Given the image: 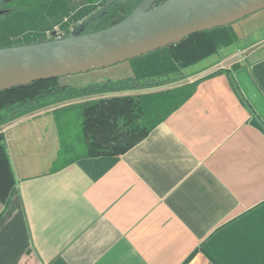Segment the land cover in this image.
Masks as SVG:
<instances>
[{
    "label": "crops",
    "instance_id": "0c3cea01",
    "mask_svg": "<svg viewBox=\"0 0 264 264\" xmlns=\"http://www.w3.org/2000/svg\"><path fill=\"white\" fill-rule=\"evenodd\" d=\"M262 41L171 84L1 125L14 188L0 264H264ZM122 96L150 128L119 155H87L79 104L100 98L120 119Z\"/></svg>",
    "mask_w": 264,
    "mask_h": 264
},
{
    "label": "trees",
    "instance_id": "16d2710c",
    "mask_svg": "<svg viewBox=\"0 0 264 264\" xmlns=\"http://www.w3.org/2000/svg\"><path fill=\"white\" fill-rule=\"evenodd\" d=\"M25 0H0V48L22 44H31L54 39L46 38L44 31L69 15L53 7L45 18L40 21L45 25L41 31L25 36L21 41L12 40L16 34L12 23L14 14L22 11L16 3ZM52 0H45V2ZM98 1V0H97ZM139 0H108L101 4L99 9L110 3L103 12L87 20L98 9L91 5H85L74 11L69 16L64 28L71 23H78L72 29L64 31L63 35L71 34L73 29L86 21L83 33L98 31L120 21L134 8ZM163 0H157L159 4ZM65 5H62V8ZM23 11L25 8L23 7ZM45 20V21H46ZM41 22V23H42ZM63 22V21H62ZM237 32L230 25L218 26L209 30L197 31L187 35L177 43L139 56V60L133 64L134 73L131 76L119 79H108L100 84H92L82 88H74L59 82V77L41 79L26 85H18L0 91V126L14 120L24 114L38 109L69 102L72 99L93 94H105L121 92L140 88L155 87L168 84V82L181 79L183 75L170 73L179 71L187 66L193 65L208 56L216 53L220 48L228 46L237 40ZM163 52V53H161ZM110 100V99H108ZM121 101L123 112L122 118H116L110 114L108 107L102 106V99L96 98L83 101L79 104L81 115V131L89 156L119 155L129 146L133 145L137 138L146 133L151 124H146L142 115L133 108L134 99L129 96L114 98ZM118 106V104H116ZM14 188V175L9 161L6 144L0 135V200L6 203Z\"/></svg>",
    "mask_w": 264,
    "mask_h": 264
},
{
    "label": "water",
    "instance_id": "95a60500",
    "mask_svg": "<svg viewBox=\"0 0 264 264\" xmlns=\"http://www.w3.org/2000/svg\"><path fill=\"white\" fill-rule=\"evenodd\" d=\"M139 0L120 21L83 33L0 48V91L35 80L100 69L182 40L197 31L229 25L264 8V0ZM110 3L98 9L87 22ZM53 34V32H52Z\"/></svg>",
    "mask_w": 264,
    "mask_h": 264
},
{
    "label": "rangeland",
    "instance_id": "374dc122",
    "mask_svg": "<svg viewBox=\"0 0 264 264\" xmlns=\"http://www.w3.org/2000/svg\"><path fill=\"white\" fill-rule=\"evenodd\" d=\"M107 1L108 0H98V1L97 0H52V2H48V1L45 2V0H25L18 2L16 3V5L20 6L22 11L13 15L11 25H13L16 34L12 37V40L18 39L22 41L26 35L28 37L29 35H32L37 31H41L42 27L45 25L44 22L47 23L49 22L46 19H45L46 21L44 20V22L40 21L41 18L44 19L45 15H47L48 12L50 11V9H47L48 7L53 8L55 6L60 11L62 10L63 12L68 11L69 14L62 19L63 22L62 21L57 22L51 26V29L44 31V35L46 38L49 37L57 38V36L59 35L62 36L64 31H66L69 28L72 29L74 26L78 24V23L76 24L71 23L67 27V29L64 28V23L68 21L69 16L72 15L74 11L78 10L80 7H84L85 5H91V7L93 6L95 9H99L101 4ZM63 4L65 5V7L62 8ZM23 7L25 8V11H23ZM229 25L233 30H235V32H237L238 35L237 40L229 44L228 46L220 48L216 53L213 54V56L211 57L212 59L219 55H223L225 53L233 52L234 54L236 53L237 48L238 49L246 48V51L247 49L249 51L250 44L258 39L263 40L262 42H260L261 44L264 43V39H263L264 38V8L256 12H253L249 15H246L242 19H239ZM153 52L154 54L158 53L157 55H160L159 51L156 52L154 50L152 51V53ZM137 60H139V58L135 57L104 68L89 70L86 72L75 73L71 75L60 76L59 82L63 84H67L74 88H82L92 84L103 83L108 79L116 81L133 75L135 70L133 64H135ZM204 63L205 60H201L193 65L183 68L181 72L174 71L170 73L171 76H175L176 74H181L183 76L179 80L168 82V84L182 80L188 75L191 69H196L201 65H203ZM83 143H84V139H83ZM84 147H85V143H84ZM85 151H86V147H85Z\"/></svg>",
    "mask_w": 264,
    "mask_h": 264
},
{
    "label": "built area",
    "instance_id": "2783aa9c",
    "mask_svg": "<svg viewBox=\"0 0 264 264\" xmlns=\"http://www.w3.org/2000/svg\"><path fill=\"white\" fill-rule=\"evenodd\" d=\"M62 36H64V35H62ZM61 35H59V36H57V38H59V37H62Z\"/></svg>",
    "mask_w": 264,
    "mask_h": 264
}]
</instances>
